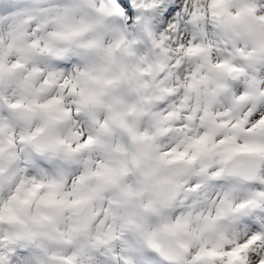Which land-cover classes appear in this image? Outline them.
Here are the masks:
<instances>
[{
    "label": "rangeland",
    "instance_id": "374dc122",
    "mask_svg": "<svg viewBox=\"0 0 264 264\" xmlns=\"http://www.w3.org/2000/svg\"><path fill=\"white\" fill-rule=\"evenodd\" d=\"M0 91V234L21 238L7 264H46L37 251L51 264H139L114 250L122 231L153 264L162 229L182 253L157 264H264V0H0ZM44 118L51 147L38 150ZM239 153L259 163L244 184L218 173ZM155 159L186 163L171 202L155 196ZM85 202L93 218L78 231Z\"/></svg>",
    "mask_w": 264,
    "mask_h": 264
},
{
    "label": "water",
    "instance_id": "95a60500",
    "mask_svg": "<svg viewBox=\"0 0 264 264\" xmlns=\"http://www.w3.org/2000/svg\"><path fill=\"white\" fill-rule=\"evenodd\" d=\"M230 76L233 77L234 74L231 73ZM51 129V121L47 118H44L42 120L41 127L30 139L31 144L39 150H45L51 147V144L48 141V136ZM162 133V130L156 129V137H160ZM5 158L6 153L5 150H3L0 154V160L4 161ZM258 168L259 163L257 155L240 153L237 156L223 160L221 162L219 174L236 176L248 181L255 177ZM185 169L186 163L180 159H174L170 161L155 159L148 177L152 181L155 196L160 201L171 202L174 199L177 193L178 179L184 173ZM161 173H165V177L158 179L157 176ZM254 206V200L250 199L248 201V207L253 208ZM92 218L93 215L89 208V202H85L78 211L79 230H85L90 224ZM168 247H171L173 252L175 250V254L173 256L166 252ZM158 252L165 258L176 260L181 255L182 250L175 243L172 233L162 230L161 244L158 248ZM233 264H236V262Z\"/></svg>",
    "mask_w": 264,
    "mask_h": 264
},
{
    "label": "bare ground",
    "instance_id": "6f19581e",
    "mask_svg": "<svg viewBox=\"0 0 264 264\" xmlns=\"http://www.w3.org/2000/svg\"><path fill=\"white\" fill-rule=\"evenodd\" d=\"M127 4V3H126ZM227 59V58H226ZM225 59V60H226ZM222 62V61H221ZM219 82V81H218ZM220 84V83H219ZM228 84V81L226 82V83H224V86L225 85H227ZM2 86V85H1ZM228 87V86H227ZM3 88V87H2ZM224 89V87H222L220 90L222 91ZM225 90V89H224ZM220 91V92H221ZM1 92V91H0ZM130 95V94H129ZM136 97V96H135ZM134 98V97H133ZM132 99V98H131ZM130 99V100H131ZM151 99V98H150ZM137 100H138V98H137ZM1 114H3L2 112H1ZM0 114V115H1ZM5 114V113H4ZM236 122V121H235ZM2 130V129H1ZM1 132V131H0ZM128 148V147H127ZM109 165H110V163H109ZM13 166L15 167V170L17 171V176H18V180L19 179H21L20 181H22L23 182V184H25L26 183V181L27 180H29L30 178H31V172L29 171V170H25L24 169V167H23V165H21L20 164V162L18 161V158L16 157L15 158V161H14V164H13ZM114 166V165H113ZM124 166V165H123ZM46 168H48V167H46ZM46 168H44V170L46 169ZM113 168V167H112ZM51 169V168H50ZM47 170V169H46ZM108 170V169H107ZM114 170V169H113ZM112 170V171H113ZM111 171V170H110ZM118 171V170H117ZM49 172V171H48ZM115 172V171H114ZM28 173V174H27ZM113 174V173H112ZM112 174L110 175V176H112ZM116 174V173H115ZM23 175V176H22ZM114 175V174H113ZM17 181V180H16ZM114 181V180H113ZM13 182V181H12ZM11 182V183H12ZM31 182V181H30ZM103 182V181H102ZM21 184V183H20ZM23 184H21L22 186H23ZM27 184V183H26ZM233 184V183H232ZM231 184V185H232ZM13 186V185H12ZM30 186V185H29ZM31 187V186H30ZM12 188V187H11ZM19 188V187H18ZM22 188V187H21ZM20 188V189H21ZM29 188V187H28ZM13 189V188H12ZM229 189H230V187H229ZM228 189V190H229ZM14 190V189H13ZM24 190V189H23ZM15 191V190H14ZM25 191V190H24ZM238 191V190H237ZM12 192V191H11ZM16 192V191H15ZM28 192V191H27ZM8 193V192H7ZM18 193V192H17ZM19 195L21 194V193H18ZM133 194V193H132ZM119 195V194H118ZM135 196V195H134ZM14 196H11V198H9L8 200L6 199V198H4V201H3V204H4V208H6L5 209V211H4V215H3V217H5L6 219H7V223H9V228H11V229H14V228H16V227H18L21 223H19V221H16V219H15V215H16V213H18L20 210H21V207H22V202H21V200H20V202H19V200H18V203H17V207L15 206V198H13ZM116 197V196H115ZM117 198V197H116ZM119 198H120V196H119ZM82 201V197H80L78 200H77V204L76 205H78L80 202ZM118 201V200H117ZM121 201V200H120ZM73 204V203H72ZM118 207V206H117ZM218 208H219V206H218ZM220 210V209H219ZM222 210V209H221ZM220 210V212H222ZM116 211V210H115ZM219 212V213H220ZM14 213V214H13ZM217 213V212H216ZM116 215V214H115ZM128 215V214H127ZM114 216V215H113ZM132 217V216H131ZM73 220H74V222H75V218H73ZM129 220H130V218H129ZM125 221V220H124ZM131 222V221H130ZM124 224H126L125 222H123ZM109 225V224H108ZM125 226V225H124ZM127 226V225H126ZM125 226V227H126ZM121 228V227H120ZM132 229V228H131ZM123 230H124V228H123ZM126 230H128V228H126ZM130 230V229H129ZM132 230H134V229H132ZM136 231V230H135ZM112 232V231H111ZM120 232V231H119ZM4 233V232H3ZM128 233V232H127ZM136 233V232H135ZM66 234V233H65ZM121 234V233H120ZM129 234V233H128ZM67 236H72V232L71 231H68L67 232V234H66ZM122 235V234H121ZM139 236V235H138ZM12 237V238H11ZM9 236L7 233L6 234H4V235H2L1 236V234H0V264H7V262L6 261H10V260H12V257H14L15 255H14V253L16 252L15 250L17 249V248H15L16 247V245H17V243L18 242H20L19 240L21 239V238H19V240H18V238H16L15 236H14V234L12 233V236ZM110 237V236H109ZM111 238V237H110ZM122 238V237H121ZM120 239V238H119ZM131 239H133V238H131ZM70 240L71 241H73V238L71 239L70 238ZM76 240H80V237H79V239H78V235H77V238H75L74 239V241H76ZM113 240V239H112ZM123 240V239H122ZM125 240V239H124ZM130 240V239H129ZM134 240H135V237H134ZM133 240V241H134ZM136 240H137V238H136ZM22 241V240H21ZM26 242V241H25ZM135 243V242H134ZM21 244V243H20ZM110 245V244H109ZM100 246V245H99ZM26 247V246H25ZM142 246H141V242H139V244H138V246H136V247H133V245H130V244H128L127 242H126V240H125V242H123V241H118V242H116L115 243V245H114V250L116 251V252H119V253H121V254H124V255H126L127 257L129 256V258H131V259H139V258H141V259H143V260H145V261H147V260H149V252L148 251H146V249H142L141 248ZM54 248V247H53ZM21 252V251H20ZM59 252V251H58ZM115 252V253H116ZM114 253V252H113ZM16 254V253H15ZM35 254H37L36 256L38 257H41V259L42 260H45L44 261V263H46V264H51L52 263V261L50 260V261H48V259L47 258H43V256H41V254H39L38 253V251H37V253H35ZM120 254V255H121ZM20 256V258H21V260H22V262L24 261L25 262V264H37L35 261H32L29 257H27V255H24V254H21V255H19ZM123 257V256H122ZM46 259H47V261H46ZM113 259V258H112ZM141 259H139V260H141ZM119 259H117L116 257H114V259H113V261H118ZM154 260V259H153ZM119 262H121V260H119ZM17 263V262H16ZM39 263V262H38ZM41 264V263H40ZM153 264H157V261L155 262V263H153Z\"/></svg>",
    "mask_w": 264,
    "mask_h": 264
}]
</instances>
